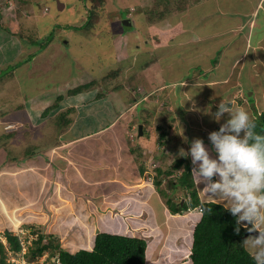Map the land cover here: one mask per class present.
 I'll return each mask as SVG.
<instances>
[{
	"label": "rangeland",
	"instance_id": "374dc122",
	"mask_svg": "<svg viewBox=\"0 0 264 264\" xmlns=\"http://www.w3.org/2000/svg\"><path fill=\"white\" fill-rule=\"evenodd\" d=\"M154 1L106 0L100 6L95 1L98 19L86 28L82 26L93 6L88 0L85 4L84 0H0V136L7 135L0 138V153H4L0 157L3 164L0 169V205L4 204L1 206L5 209V216L0 213V224L5 226V217H8L23 244L27 245L29 239L35 237L34 231L52 234L62 246L73 251L82 246L88 248L93 242L96 231L92 229V220H77L71 201L60 200L62 192L58 193L63 183L60 180L55 188L54 178L48 171L50 163L45 162L53 161L56 168L64 165L58 161V157L64 156L58 153L60 149L68 150L71 144L65 146L61 143L62 148L51 144L60 139L55 116L69 105H75L76 112L72 125L63 136L88 134L111 124L95 135L116 140L118 146L114 143L113 151L117 160L122 153L130 154L133 161H121L119 170L131 174L134 180L138 178L141 181L138 184L144 179L151 184L153 181L157 183L158 177L161 185L153 183L155 188L159 186L164 195L177 193V201L184 195V187L177 178L183 168L170 173L167 170L172 168L179 149L187 150L188 142L197 137L203 138L211 148L208 133L219 128V123L205 114L204 109L207 111L211 107L215 112L223 100L234 108H245L251 118L257 111L264 110V62L259 63L262 67L257 72L249 62L246 64L241 75L242 94L237 96L236 90L204 85L201 80L217 75V68L213 70L215 58L220 65L224 64L222 41L226 39L225 42H229L227 48L235 49L238 42L233 34L239 33L235 27L236 14L242 8L247 9L250 4L247 0H183L186 6L180 12L149 23L145 13ZM263 17L264 0L257 25H262L259 18ZM125 19L132 22L131 28L124 27ZM21 33L34 37L37 45L24 42ZM263 34L264 29L256 32L252 43L263 38ZM48 36L51 41L38 52L41 48L39 41L45 37L47 40ZM30 56L32 59L25 62ZM15 63L19 66L9 71ZM117 68L119 71L111 81L109 73ZM196 76L198 80H195ZM92 78L97 79V90L68 94L70 87ZM97 91L101 92L98 96ZM59 94L65 97L53 107ZM51 105V112L44 115V110ZM227 117L225 113L224 119ZM141 123L144 132L139 135ZM159 123L172 125L169 142L159 143ZM11 131L14 134L8 135ZM117 133L123 134L126 141ZM120 140L126 142L133 152L119 146ZM83 144L95 142L88 140ZM27 146L29 152L37 148L45 161L31 157L28 165L20 162V157L18 160L11 157L24 154ZM71 151L70 155L73 151L79 152L76 148ZM152 156L157 158L163 170H154L157 166L154 167ZM87 165V169L95 171L91 162ZM138 171L143 180L138 177ZM7 174L10 175L9 186ZM87 183L83 180L80 186L90 187ZM101 195L106 198L105 192L102 191ZM135 199L137 196H131V201ZM187 199L190 201L189 194ZM81 200L84 198L77 199ZM107 226L101 224L97 232L113 230ZM155 231H160V227ZM0 241L5 245L7 264H27L23 250L16 255L9 250L4 228H0ZM49 253L46 252L36 263L52 264L56 257Z\"/></svg>",
	"mask_w": 264,
	"mask_h": 264
},
{
	"label": "crops",
	"instance_id": "0c3cea01",
	"mask_svg": "<svg viewBox=\"0 0 264 264\" xmlns=\"http://www.w3.org/2000/svg\"><path fill=\"white\" fill-rule=\"evenodd\" d=\"M247 1L251 5L247 4V9L242 8L241 11L236 14L238 20L235 23V27L236 31L239 33H234L233 38H235L239 44L235 43V49H230L227 48L229 42H225L226 39L224 40L225 43L222 41L221 44L224 46L221 52L223 54L222 62L224 64L220 65V61H218L214 66L213 70L217 68L216 76L212 74L207 80L201 78L204 85L207 84L215 88L223 87V90L227 89V91L236 90L235 96L241 93V75L246 64L249 62L253 70L257 72L259 68L262 67L259 63L264 62V34L263 38L255 40L254 44L252 43L254 34L264 29V17L262 18L263 20L259 18V23L262 25H257V18L262 12L263 0ZM249 15L250 18L248 20ZM243 42H245V44H243ZM260 49L261 51H259ZM198 79V76H196L195 80ZM195 83L197 82L195 81ZM69 106L76 107L75 105ZM72 123L73 121L70 125H72ZM109 126H111V124L100 127L94 132L76 136H70L71 133L68 136L62 135L70 126L61 131L59 133L60 139L54 141L51 146H61L60 148H62L63 143L66 144L65 146L71 144V149L68 146V150L60 149L58 153L64 156L58 157V161L65 166L63 165L59 166L60 168H56L57 165L53 161V163L48 160L45 161L41 155L34 156L33 158L38 160L43 159L47 165L50 163L48 171L54 178L53 185L57 188L56 184L59 183L60 180L63 183V187L59 189L60 191L58 193L60 194V192H62L60 200L71 201L74 205V215L77 220L81 222L92 220L90 221L92 223L91 225L94 226L92 229L96 232L100 225L105 223L108 225L107 227H109V229H113L111 230L112 232L143 237L147 242L146 260L148 263L169 264V262L175 261V264H190L191 262L188 259V254H190L193 242V230L201 217V212L198 211V207H189V210L185 209L174 213L170 209L167 199L174 201L178 198V194L176 193L173 195L170 192V195L166 193V195L163 194L164 196L162 197L159 186L155 188L153 185V183H157L153 181L151 184V181L143 180V176L140 175L139 171L138 177H140V180H143V182L142 184H138L141 182L138 178L134 180L135 178L132 177L131 174H125L119 170L121 158L115 166L114 163L110 164L108 161L103 164H97L101 158L105 157H101L99 153L96 154V151L93 152V150L92 153H88L89 156H86L87 158L79 157V154L83 151V146L84 148H100L102 153L107 154V156L108 154L114 153L113 149L116 140L112 141L109 137H102L100 140L99 137L101 136L95 135V133L101 132ZM88 140L96 141L97 145H84L83 142H87ZM119 142V146L123 148V141L120 140ZM115 144L117 145V143ZM51 146L49 148H51ZM73 148L79 150V152H77L78 155L73 151ZM69 151L72 152V155H70ZM151 159L154 167L157 166V168L154 169L156 171L160 164L155 156H152ZM89 162L95 166V171H92V169L89 170L92 175L96 177L89 178L85 174V169L88 168L87 164ZM40 163L41 162H39V164ZM99 170L101 173H99ZM39 175L42 178L41 173ZM161 175L162 173H160V176ZM33 177H36V175H33ZM82 179L85 182H89L87 183V185L90 186H87L88 189H86L87 187L82 188L83 186H80L81 183H83ZM132 180L134 181L133 183H131ZM157 180L161 179L157 177ZM138 185L140 186L138 187ZM196 186L202 200H214L207 195L206 190H201L202 186H198L197 183ZM85 190L87 193L92 192V194H85ZM102 191L105 192L106 198L101 195ZM182 191L184 195L180 203L186 201L189 203V200H186L189 194L187 192L188 190L184 187ZM76 192H78V195H76ZM84 194L86 195L85 197H83ZM131 196H137V199L131 201ZM167 196L169 197L167 198ZM80 197L84 198V200L77 201ZM97 197L98 201L95 202ZM88 200H92L95 203H90ZM174 202L178 201L176 200ZM97 203L102 206L97 205ZM3 210L5 211L4 208ZM153 219L155 224L152 221ZM98 224L100 225L98 226ZM78 226L80 227L82 225ZM158 227H160V231H155ZM85 231L88 233V230ZM91 247L92 245L88 248Z\"/></svg>",
	"mask_w": 264,
	"mask_h": 264
},
{
	"label": "trees",
	"instance_id": "16d2710c",
	"mask_svg": "<svg viewBox=\"0 0 264 264\" xmlns=\"http://www.w3.org/2000/svg\"><path fill=\"white\" fill-rule=\"evenodd\" d=\"M86 1L87 0H84V4L86 3ZM88 1L93 2V6L88 10L87 19L84 22L85 25L83 24L82 26L86 28L91 27L92 22H94L95 19H98V11L94 10L95 1L98 2V6H100L104 4L106 0ZM185 6L186 5L183 0H155L152 5L146 10V18L149 23H155L158 20H162L166 16L177 14L182 9H184ZM39 10H41V7ZM35 11L38 13L37 10H34V12ZM1 15L2 12H0V16ZM153 25L155 24H151V26ZM2 26H4L3 28H9L7 25ZM21 34V36L25 38H22L24 42H27L31 45H37V43H35L36 41L34 40V37L24 33ZM47 38V40L45 37L39 41V43L41 44V48H39L38 52L44 49L45 46L48 45L49 41H51L50 36H48ZM29 58H31V56L27 57L24 61H29ZM214 63V66L218 63L216 61V58ZM18 66L19 63H15L14 65H12V69L9 71L16 69V67ZM118 71V68L111 70V72L109 73L111 81L114 80V76H116ZM96 81V78H92L90 81L78 84L75 87H71L68 90V94L75 95L86 89H96ZM111 81H108V83H110ZM99 94H101V92L97 91L96 96H98ZM63 97H65V95L59 94L53 107L58 105L59 101ZM52 109V105L51 107L48 106L44 110L43 114L48 115ZM75 112L76 108L73 106H69L64 110H61L55 116V126L58 127V130L56 132L60 133L70 126L73 120V114ZM252 120L256 124V131L264 133V110L257 111L255 116L252 117ZM171 127L172 125L164 126L162 123H159L157 125L159 143H162L164 141L169 142L171 140ZM12 134H14V131L9 132L8 135ZM3 136L6 137L7 135L3 134L0 136V138H2ZM117 136L119 138L122 137L124 141H126L123 134L117 133ZM99 139L101 140L102 138L99 137ZM124 141L123 148L126 147L127 150L131 151L130 146ZM94 142L95 144L91 145H97L96 141ZM28 146L26 147L24 154H22L21 156L11 155V157L14 160H18L20 157V162L29 165V159L31 157L33 158L36 154L40 155V152L37 151V148L34 149V151L31 150V152H29V149H27ZM34 147L36 146L33 145V148ZM92 150L93 152L96 151V154L99 153L101 157H105L101 158L97 162V164H103L108 161L110 164L114 163L116 166V163H118L117 155L115 157V154L113 153L111 155L108 154L107 156V154L102 153V150L100 148H84L83 146V151L81 154H79V157L85 158L86 156H89L88 153H92ZM132 152L133 151H131V153ZM1 153L4 154L3 152ZM122 154L123 157H121V161L128 163V161L130 162L132 160L129 153L125 152ZM124 154L126 155L124 156ZM2 167L3 164L0 163V169H2ZM170 167V169L167 170V173H170V171L176 169L183 168L181 174L177 178L180 185L185 187L190 195L189 203H187V201L183 203H180V201L174 202L171 199H167V203L170 209L175 213L184 209H188L189 207L202 208L201 217L196 223L193 230V242L189 254V259L191 262L190 264H254V261L251 259L250 255L241 244V241L244 239L243 236L245 235L246 230L241 228L240 233L236 234L234 232V217L222 207L220 202L212 199L202 200L200 198L199 190L196 186L193 174L191 173L193 167L191 164V159L189 157L185 158L176 155ZM162 168L163 167L160 166L158 169ZM85 171L86 176H88L89 178L96 177L92 175L89 169H85ZM3 176L4 175H2L1 178H3ZM9 177L10 175L7 174V186H9ZM160 182L161 180H157L158 185L160 184ZM160 192L162 194L164 193L162 189H160ZM168 197L169 196H167V198ZM1 205L3 206L4 204ZM1 205L0 213L5 216V212L2 209ZM5 222V226L1 227L0 224V228H4V236L6 241H8L9 243V250L16 255L22 252L23 247L26 246V251L23 253V255L25 256L27 264H38L36 263V261L39 260L46 252H50L49 254L51 256L56 257L52 264H149L146 260L147 242L143 237L140 236L122 234L109 230H101L94 235L91 248L82 246L73 251L67 247L62 246L61 243L56 240V238L52 234L49 235L38 231L33 232L35 237L29 239V243L25 245L23 244L20 235L16 233L13 227V223L8 217H5ZM0 264H7L5 245L2 241H0Z\"/></svg>",
	"mask_w": 264,
	"mask_h": 264
},
{
	"label": "clouds",
	"instance_id": "9594fccd",
	"mask_svg": "<svg viewBox=\"0 0 264 264\" xmlns=\"http://www.w3.org/2000/svg\"><path fill=\"white\" fill-rule=\"evenodd\" d=\"M204 113L219 123L208 133L211 148L203 138L184 137L189 147L178 155L190 156L197 185L234 217L236 234L246 230L242 246L254 264H264V133L256 131L245 108L223 100L215 112L210 107Z\"/></svg>",
	"mask_w": 264,
	"mask_h": 264
},
{
	"label": "water",
	"instance_id": "95a60500",
	"mask_svg": "<svg viewBox=\"0 0 264 264\" xmlns=\"http://www.w3.org/2000/svg\"><path fill=\"white\" fill-rule=\"evenodd\" d=\"M123 23H124V27H126V28H131L132 27V22L129 19H125L123 21ZM142 134H143V124L141 123L139 125V135H142ZM247 235H248V233H246L243 237L245 238Z\"/></svg>",
	"mask_w": 264,
	"mask_h": 264
},
{
	"label": "built area",
	"instance_id": "2783aa9c",
	"mask_svg": "<svg viewBox=\"0 0 264 264\" xmlns=\"http://www.w3.org/2000/svg\"><path fill=\"white\" fill-rule=\"evenodd\" d=\"M198 211L199 212H202V208L201 207H198ZM25 251H26V246L23 247V252H25Z\"/></svg>",
	"mask_w": 264,
	"mask_h": 264
}]
</instances>
